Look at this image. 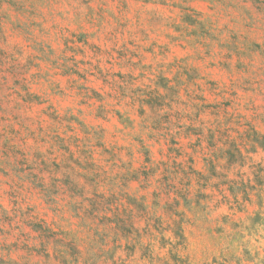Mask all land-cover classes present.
<instances>
[{"label":"rangeland","instance_id":"374dc122","mask_svg":"<svg viewBox=\"0 0 264 264\" xmlns=\"http://www.w3.org/2000/svg\"><path fill=\"white\" fill-rule=\"evenodd\" d=\"M0 264H264V0H0Z\"/></svg>","mask_w":264,"mask_h":264}]
</instances>
